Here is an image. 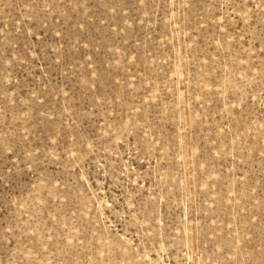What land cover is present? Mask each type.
I'll list each match as a JSON object with an SVG mask.
<instances>
[{
    "label": "rangeland",
    "instance_id": "rangeland-1",
    "mask_svg": "<svg viewBox=\"0 0 264 264\" xmlns=\"http://www.w3.org/2000/svg\"><path fill=\"white\" fill-rule=\"evenodd\" d=\"M0 264H264V0H0Z\"/></svg>",
    "mask_w": 264,
    "mask_h": 264
}]
</instances>
